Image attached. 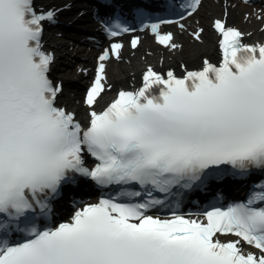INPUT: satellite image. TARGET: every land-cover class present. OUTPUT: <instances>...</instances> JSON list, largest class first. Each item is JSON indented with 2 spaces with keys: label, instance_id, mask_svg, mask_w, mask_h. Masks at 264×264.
I'll use <instances>...</instances> for the list:
<instances>
[{
  "label": "snow or ice",
  "instance_id": "snow-or-ice-1",
  "mask_svg": "<svg viewBox=\"0 0 264 264\" xmlns=\"http://www.w3.org/2000/svg\"><path fill=\"white\" fill-rule=\"evenodd\" d=\"M200 2L190 0L189 15ZM55 15L39 11L34 0H0V264H264V191L213 207L203 220L148 214L165 203L148 191L143 202L101 199L71 222L37 226V213L47 216L49 201L76 175L100 186L139 184L171 194L221 166L241 175L264 169V43L246 44L244 33L216 19L218 65L205 59L183 76L149 66L138 89L120 90L96 111L104 61L119 58L122 48L113 42L98 57L84 126L56 104L62 88L49 77L54 55L42 43L44 23ZM145 27L160 44L177 47L160 24ZM105 31L115 38L132 29L117 17ZM202 31L194 33L197 40ZM138 42L133 38L132 47ZM85 153L94 166H85ZM13 233L24 238L13 242ZM227 234L237 239L220 238ZM242 243L259 251L245 252Z\"/></svg>",
  "mask_w": 264,
  "mask_h": 264
},
{
  "label": "bare ground",
  "instance_id": "bare-ground-1",
  "mask_svg": "<svg viewBox=\"0 0 264 264\" xmlns=\"http://www.w3.org/2000/svg\"><path fill=\"white\" fill-rule=\"evenodd\" d=\"M68 2L69 0H53L48 6L56 8ZM70 13L63 11L59 13V17L63 21L72 20L75 13L73 11ZM215 18L226 20V23H233L240 27L242 33L245 34L244 39L249 42H264V12L247 10L233 0H202L199 9L184 21L183 27L170 30L173 42L177 45L175 49L157 44L150 36H143L135 49L129 48V42H123L119 58H109L105 61L106 85L104 92L97 99L96 108H100L115 90L139 83L140 73L146 67L151 66L160 70L173 69L180 73L188 67H200L205 59L216 58L219 52L216 46L217 35L213 26ZM86 21V17H80L83 25L87 24ZM200 29L203 31L197 40L194 33ZM61 31L64 32L65 38L56 37L53 43L60 44L58 53L61 54L59 56L61 61L72 59L74 56L71 53L74 50H71L70 44L76 41L74 40L76 32L68 27L60 26L54 33ZM63 40L67 43L63 44ZM104 49L106 48L100 47L95 54L92 52L88 55L84 54L86 56L80 62H84L83 66H91L93 59L98 61ZM77 55L80 56L79 53ZM66 66L70 65L66 64ZM82 70L84 73L81 75H77L75 70L62 74L67 86L74 91L68 90L63 100L69 108L76 110L78 119L86 116L87 107L82 102L80 91L78 92L77 89L92 75L90 67H82Z\"/></svg>",
  "mask_w": 264,
  "mask_h": 264
}]
</instances>
